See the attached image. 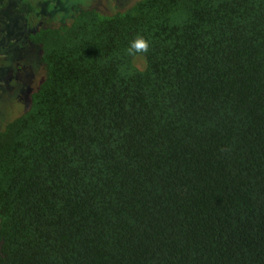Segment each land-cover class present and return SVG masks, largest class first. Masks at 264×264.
<instances>
[{
  "label": "trees",
  "instance_id": "obj_1",
  "mask_svg": "<svg viewBox=\"0 0 264 264\" xmlns=\"http://www.w3.org/2000/svg\"><path fill=\"white\" fill-rule=\"evenodd\" d=\"M63 21L0 130V264H264V0Z\"/></svg>",
  "mask_w": 264,
  "mask_h": 264
},
{
  "label": "rangeland",
  "instance_id": "obj_2",
  "mask_svg": "<svg viewBox=\"0 0 264 264\" xmlns=\"http://www.w3.org/2000/svg\"><path fill=\"white\" fill-rule=\"evenodd\" d=\"M135 1L23 0L19 1L18 8L21 4L24 5V13H17L15 16L17 18H13L15 21L14 27L19 29L20 32L24 29L23 35L26 30L34 28L43 18H50L53 23L62 20L69 21L70 18L68 17L71 15L73 8H95L108 14L123 10L133 5ZM53 10L56 11L52 12ZM8 12L13 11L9 9ZM5 49L7 48L5 47ZM37 51L36 47H28V44L24 41L22 46H9L6 55L0 57L1 66H4L1 68L2 72H0V130L4 128L9 120L26 109L29 92L35 90L40 83L43 68ZM136 63L141 67L142 59L137 57Z\"/></svg>",
  "mask_w": 264,
  "mask_h": 264
},
{
  "label": "flooded vegetation",
  "instance_id": "obj_3",
  "mask_svg": "<svg viewBox=\"0 0 264 264\" xmlns=\"http://www.w3.org/2000/svg\"><path fill=\"white\" fill-rule=\"evenodd\" d=\"M19 1H23V0H0V42L2 41V43H0V57L6 55V53L8 52L9 46L10 47H14L17 45L22 46L24 41L28 44V47H36L38 49L37 45L30 41L29 35L31 33L35 32L36 30H38L40 26H42L48 22L55 24L52 22L51 19H50L51 21L49 20L47 22V20L49 18H43V20L41 22L37 23V25L34 28L26 30L24 32V34L22 35V32L24 29L20 32L19 29L15 28L14 27L15 21L13 19V18H17V17H15L17 13H19V14L24 13L23 12L24 5L21 4L20 7L18 8ZM21 7H22V9H21ZM9 9H11L13 12H8ZM82 9H95V8H80V9L73 8V11L68 18L71 19L72 15L75 14L76 11L82 10ZM54 11H56V10H53L52 12H54ZM63 23H64V21H63ZM21 42H22V44H21ZM5 47L7 49H5ZM2 51H4L5 53L4 52L2 53ZM2 67H4V66H1V63H0V72H2V70H1ZM27 92H28V90H27ZM31 92L32 91H30L29 94ZM28 101H29V98H28Z\"/></svg>",
  "mask_w": 264,
  "mask_h": 264
},
{
  "label": "clouds",
  "instance_id": "obj_4",
  "mask_svg": "<svg viewBox=\"0 0 264 264\" xmlns=\"http://www.w3.org/2000/svg\"><path fill=\"white\" fill-rule=\"evenodd\" d=\"M131 49H134L135 51H147V43L143 40H139L137 42H134L131 46Z\"/></svg>",
  "mask_w": 264,
  "mask_h": 264
}]
</instances>
